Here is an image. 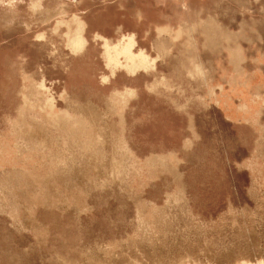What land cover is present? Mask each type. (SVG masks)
<instances>
[{
	"label": "rangeland",
	"instance_id": "374dc122",
	"mask_svg": "<svg viewBox=\"0 0 264 264\" xmlns=\"http://www.w3.org/2000/svg\"><path fill=\"white\" fill-rule=\"evenodd\" d=\"M114 3L127 28L202 30L206 66L237 114L222 124L209 109L204 151L187 153L185 191L166 189L161 168L140 170L96 108L105 88L91 53L102 40L111 69L147 57L131 51V35L112 45L83 27L90 17L104 28ZM210 20L217 42L205 35ZM239 259L264 260V0H0V264Z\"/></svg>",
	"mask_w": 264,
	"mask_h": 264
},
{
	"label": "crops",
	"instance_id": "0c3cea01",
	"mask_svg": "<svg viewBox=\"0 0 264 264\" xmlns=\"http://www.w3.org/2000/svg\"><path fill=\"white\" fill-rule=\"evenodd\" d=\"M113 5V16L104 21V28H96L90 17L84 18L83 27L90 36L98 34L112 45H123L122 37L131 35L134 43L131 51L134 54L143 51L151 62L146 68L132 71L121 66L111 69L102 56V40L100 51L91 53L92 59L101 60L98 77L105 88L100 101L95 102L96 108L104 111L105 123L118 125L117 137L133 161L139 163L140 170L161 168L159 175L172 177L166 189L185 191L187 153L201 147L204 134L210 132L209 109L215 110L216 120L220 117L222 124L237 114L233 107H225L223 84L214 79L215 70L206 66L202 30L186 21L178 25L179 32L162 23L141 31L127 28L124 10L116 7V3ZM210 22L212 27L205 30V35L217 42L216 23ZM88 44L85 38L82 49L86 50ZM118 58L123 63V58ZM235 71L232 65L230 82L236 83V78L231 79ZM233 98H237L233 93L227 97ZM146 184L149 182L143 184L142 192Z\"/></svg>",
	"mask_w": 264,
	"mask_h": 264
},
{
	"label": "bare ground",
	"instance_id": "6f19581e",
	"mask_svg": "<svg viewBox=\"0 0 264 264\" xmlns=\"http://www.w3.org/2000/svg\"><path fill=\"white\" fill-rule=\"evenodd\" d=\"M74 24V23H73ZM76 24V23H75ZM74 24V25H75ZM77 24H79V23H77ZM80 25V24H79ZM78 26V25H77ZM79 27V26H78ZM81 28V27H80ZM71 29H74V28H71ZM71 29H68L69 31H68V39H69V42H70V44L71 45H73V47L72 48H74V49H77L78 47V43L76 42L77 40H76V35H77V31H74V30H71ZM75 32V34H74V32ZM76 36V37H75ZM78 39V38H77ZM79 42H80V40H78ZM81 43V42H80ZM82 46V45H81ZM77 47V48H76ZM117 47V46H116ZM79 49H81V48H79ZM113 49V48H112ZM111 49V50H112ZM114 49H116V48H114ZM117 50V49H116ZM119 50V49H118ZM128 50V49H127ZM77 51H79V50H77ZM113 51H115V50H113ZM114 53V52H113ZM117 53V52H116ZM112 54V52H110L109 51V49H106V51H105V57L106 58H108V59H111V60H113L112 58H111V55ZM120 57V56H119ZM130 57V59L128 60V63H127V68L128 67H130L131 69H136V68H142V67H147L148 66V63H146V62H148L147 60V57L145 56V55H139V56H129ZM141 58V59H140ZM144 58V59H143ZM145 59H147L146 61H145ZM49 113V112H48ZM57 120V119H56ZM57 121H59V120H57ZM80 134V133H79ZM87 140V139H86ZM87 144V143H86ZM247 259V258H246ZM256 259H257V257H256ZM236 260H238V259H236ZM258 260H260V258L258 259ZM239 261H240V263L239 264H263V261L264 260H261L262 262H258V261H255V260H250V261H241L240 259H239ZM229 262V261H228ZM236 262V261H235ZM225 264V263H224ZM227 264V263H226ZM232 264H233V261H232ZM237 264H238V262H237Z\"/></svg>",
	"mask_w": 264,
	"mask_h": 264
}]
</instances>
